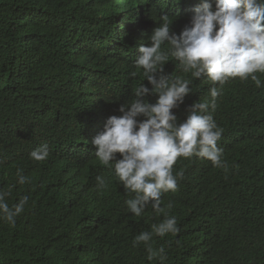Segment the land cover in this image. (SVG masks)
I'll return each instance as SVG.
<instances>
[{
  "label": "trees",
  "instance_id": "1",
  "mask_svg": "<svg viewBox=\"0 0 264 264\" xmlns=\"http://www.w3.org/2000/svg\"><path fill=\"white\" fill-rule=\"evenodd\" d=\"M184 1L188 0L140 3L151 4L177 24L173 8ZM125 2L131 3L0 0V109L33 115L5 124V133L0 126L1 144L8 138L11 143L9 150L1 152L15 150L11 134L20 131L36 144L49 143L57 156L71 154L72 162L90 170L86 177L95 187L98 175L109 181L93 220L79 216L61 224L66 219L61 215L56 217L58 222L50 220L56 202L51 195L47 198L49 218L29 205L26 215H37L27 224L29 228L20 226L21 215L15 227L0 221V264H159L148 261L144 247L133 248L130 239L136 230L150 231L151 223L164 216L145 211L142 216L147 217V223L130 217L133 214L125 204L130 194L95 155H88L78 139L77 131L91 138L92 128L79 126L70 117L77 104L94 91L112 115H122L119 107L132 101V84L142 76L133 62L140 45L149 43L150 29L147 23L136 28L133 7ZM172 70L177 66L167 63L165 71L171 74ZM133 71L138 73L135 78L129 75ZM179 72L192 79L193 90L184 104L173 110L182 122L189 101L210 92L204 80ZM259 76L264 82V74ZM239 87L243 104L238 113L230 114L229 98L217 108L224 125L217 122L223 129L225 126L228 171L214 168L210 161L191 164L182 158L174 166V171L183 170L185 176L179 190L167 194L164 205L173 204L170 212L180 220V231L154 240V247L165 248L166 264H264V119L259 111L264 87L257 88L250 79L240 81ZM229 122L240 129L226 126ZM28 161L34 162L30 156ZM57 184H53L54 194ZM7 200L11 206L9 197ZM151 217L155 220H149ZM39 233L51 237L44 252L35 244ZM118 240L127 243V250L120 254L112 246Z\"/></svg>",
  "mask_w": 264,
  "mask_h": 264
},
{
  "label": "clouds",
  "instance_id": "2",
  "mask_svg": "<svg viewBox=\"0 0 264 264\" xmlns=\"http://www.w3.org/2000/svg\"><path fill=\"white\" fill-rule=\"evenodd\" d=\"M128 1L131 3H125L133 7L136 28L147 23L150 29L149 43L140 45L133 62L142 76L132 84V101L119 107L122 115H112L94 91L89 99L83 98L77 104L70 117L75 119L71 122L92 128L91 138L77 131L78 139L88 155H95L130 194L131 198L125 201L133 214L130 217L147 223V217L142 216L145 211L154 212L156 217L164 216L151 223L150 231L147 228L134 231L130 242L133 248L144 247L148 261L166 264L167 252L163 246L154 247L157 245L154 240L169 234L175 236L180 231V220L170 212L173 204L164 205L167 194L177 192L185 176L183 170L174 171V166L181 158L191 164L210 161L214 168L227 172L225 126L223 129L217 122L223 124L217 108L229 98L230 114L239 112L243 104L240 81L250 79L257 88L264 87L259 76L264 74V0L184 1L173 6L177 24L151 4ZM169 62L177 66L171 74L165 71ZM179 70L190 73L191 78L204 80L202 83L210 92L189 101L182 122L173 110L184 104L193 90L192 79L184 78ZM137 74L133 71L129 75L135 78ZM259 111L264 119L263 97ZM27 116L33 115L0 109L1 129L5 133V124ZM226 126L240 129L230 122ZM35 131L39 133L38 129ZM3 137L0 138V221L15 227L16 218L21 215L20 226L29 228L27 224L37 217L26 215L29 205L49 218L51 206L47 198L51 195H55L56 202L54 219L50 220L58 222L59 215L66 216L61 224L79 216L93 220L103 199L101 192L109 186L105 177L98 175L95 187L86 177L90 170L72 162L71 154L57 156L49 143L36 144L20 131L11 134L15 150L3 153L1 150L11 148L9 138L6 144H1ZM29 156L34 162L28 161ZM55 182H58L57 194L53 193ZM51 242L49 234L39 233L35 244L44 252L43 247ZM112 246L119 254L127 250L126 241L118 240Z\"/></svg>",
  "mask_w": 264,
  "mask_h": 264
}]
</instances>
